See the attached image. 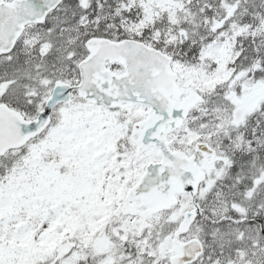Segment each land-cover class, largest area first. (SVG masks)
Masks as SVG:
<instances>
[{"label":"snow or ice","instance_id":"6c2138e0","mask_svg":"<svg viewBox=\"0 0 264 264\" xmlns=\"http://www.w3.org/2000/svg\"><path fill=\"white\" fill-rule=\"evenodd\" d=\"M0 264H264V0H0Z\"/></svg>","mask_w":264,"mask_h":264}]
</instances>
